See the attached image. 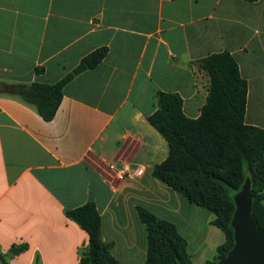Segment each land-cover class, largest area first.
I'll use <instances>...</instances> for the list:
<instances>
[{
	"label": "crops",
	"instance_id": "1",
	"mask_svg": "<svg viewBox=\"0 0 264 264\" xmlns=\"http://www.w3.org/2000/svg\"><path fill=\"white\" fill-rule=\"evenodd\" d=\"M96 50L103 59L63 86L51 120L13 93L59 82ZM218 52L246 81L244 123L264 128V0H0V264H78L88 236L65 212L87 202L120 264L145 262L136 206L175 225L192 264L209 261L224 237L211 246L195 222L214 216L151 176L168 147L147 118L172 93L197 119L198 62ZM121 164L142 174L117 180Z\"/></svg>",
	"mask_w": 264,
	"mask_h": 264
},
{
	"label": "trees",
	"instance_id": "2",
	"mask_svg": "<svg viewBox=\"0 0 264 264\" xmlns=\"http://www.w3.org/2000/svg\"><path fill=\"white\" fill-rule=\"evenodd\" d=\"M104 55V50L90 53L53 85H17L13 93L49 121L59 106L63 86L79 72L97 65ZM198 65L208 77V87L197 119L184 115L177 94L156 95V110L147 121L166 141L168 154L153 166L151 176L214 216L210 225L220 230L224 241L205 264H218L234 244L230 227L232 196L239 191L244 173L251 181L252 217L258 227L264 228V128L244 123L247 84L228 52L211 54ZM135 210L146 233L144 264H192L186 240L173 223L157 218L142 206ZM65 215L88 236L78 264H120L111 255L113 243L101 239V218L92 202Z\"/></svg>",
	"mask_w": 264,
	"mask_h": 264
},
{
	"label": "water",
	"instance_id": "3",
	"mask_svg": "<svg viewBox=\"0 0 264 264\" xmlns=\"http://www.w3.org/2000/svg\"><path fill=\"white\" fill-rule=\"evenodd\" d=\"M244 181L233 196L234 211L230 220L234 244L218 264H264V228L252 217L251 181L244 173Z\"/></svg>",
	"mask_w": 264,
	"mask_h": 264
},
{
	"label": "rangeland",
	"instance_id": "4",
	"mask_svg": "<svg viewBox=\"0 0 264 264\" xmlns=\"http://www.w3.org/2000/svg\"><path fill=\"white\" fill-rule=\"evenodd\" d=\"M263 204H264V196H263ZM204 212L206 210H203ZM195 226H200L203 230H206L208 228H210V232H211V236L209 238V241L211 242V246L218 243V241H221L223 239V235L222 233L215 227L207 225V223L205 222V218H201V222H195ZM204 233L206 234V231H204ZM213 233V234H212ZM214 250L211 247V251L207 252L205 255L206 259L210 260L213 255H214Z\"/></svg>",
	"mask_w": 264,
	"mask_h": 264
},
{
	"label": "built area",
	"instance_id": "5",
	"mask_svg": "<svg viewBox=\"0 0 264 264\" xmlns=\"http://www.w3.org/2000/svg\"><path fill=\"white\" fill-rule=\"evenodd\" d=\"M142 168H134L130 170L126 164H121L118 170L115 172V178L117 180H123L126 177L132 176V177H137L142 174Z\"/></svg>",
	"mask_w": 264,
	"mask_h": 264
}]
</instances>
